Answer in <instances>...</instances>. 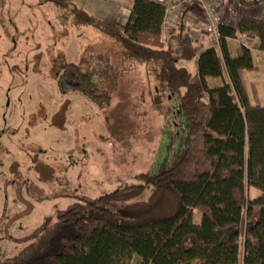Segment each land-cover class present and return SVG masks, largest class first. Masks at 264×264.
<instances>
[{
    "label": "trees",
    "instance_id": "trees-1",
    "mask_svg": "<svg viewBox=\"0 0 264 264\" xmlns=\"http://www.w3.org/2000/svg\"><path fill=\"white\" fill-rule=\"evenodd\" d=\"M60 1L72 3L75 21L96 25L119 52L91 48L79 62L59 53L60 92L104 110L136 90L159 116L165 101H180L185 133L171 157L138 175L142 184L58 209L0 264H131L135 256L141 264H264V106L251 101L241 75L256 68L254 48L264 52V19L244 15L222 25L221 48H205L193 73L179 61L197 56L196 41L183 28L164 36L166 6L158 0H134L124 27ZM244 34L258 46L243 45L234 56L228 41ZM210 77L222 84L211 86ZM131 112L142 120L150 113ZM149 187V198L136 200ZM248 187L261 195L250 198Z\"/></svg>",
    "mask_w": 264,
    "mask_h": 264
},
{
    "label": "rangeland",
    "instance_id": "rangeland-1",
    "mask_svg": "<svg viewBox=\"0 0 264 264\" xmlns=\"http://www.w3.org/2000/svg\"><path fill=\"white\" fill-rule=\"evenodd\" d=\"M57 1L0 0V261L26 246L31 232L58 209L142 184L138 175L171 157L185 133L180 101H165L159 116L151 102L136 97V90L122 93L104 110L80 94L60 92L55 73L59 53L79 62L92 49L119 52L96 25L75 21L72 3ZM72 1L102 20L108 9L127 3ZM119 10L122 14L125 6ZM249 39L241 37L252 45ZM255 62L257 69L243 73L248 95L261 98L264 59ZM179 65L195 72L197 56ZM209 83L219 86L222 80L210 77ZM12 106L19 111L12 114ZM144 109L150 111L145 120L131 112ZM153 190L147 188L136 200H147ZM248 193L252 199L261 195L255 187H248ZM193 214L200 222V210ZM131 264H141L139 257Z\"/></svg>",
    "mask_w": 264,
    "mask_h": 264
},
{
    "label": "crops",
    "instance_id": "crops-1",
    "mask_svg": "<svg viewBox=\"0 0 264 264\" xmlns=\"http://www.w3.org/2000/svg\"><path fill=\"white\" fill-rule=\"evenodd\" d=\"M133 1L134 0H126V2H127L126 5H125V3H121L122 5L125 6V10L122 14L120 13V10H119V6L121 4H119V6H116L115 8L108 9V11L105 14L106 19H104V20L107 22L115 23V24L119 25L120 27H124L127 23L128 18H129L131 8L133 5ZM230 1H233L234 3H236V5H238V7L241 9V11L243 12L244 15L264 19V0H260L258 3H251V4H246V5L242 4L239 0H230ZM250 1H252V0H250ZM200 18H201V8H200L199 4L197 2H195L194 4H191V5L187 6L186 8L182 9V11H180V21L176 26H174L173 30L175 32V31L181 30L183 28V29H186V31L192 33L195 29L199 28V26L203 27V25H202L203 23H202ZM164 36H165V34H164ZM242 36H244V35H242ZM242 36H240L239 38L230 39L228 41L230 51L234 56H240L242 54V46L243 45H248L249 47H257L258 46V39L256 37L251 36V35L245 36V37H249L250 38L249 40L252 39L251 40L252 45H250L247 43L246 40H245V42H242V40H241ZM196 46H197V48H198V46H200V48L197 49V51H198L197 66H198L199 56L205 48L212 46L211 40L207 37L202 39V40H198L196 42ZM254 51H255V58L258 57L259 59H262V61H263L264 58H262V56H264V52L257 50V48H254ZM255 64H256L255 69H257L258 65L256 62H255ZM243 71L244 70L241 71V75H242V79H243L245 88L247 90V85H246V82L244 79ZM197 72H198V69L195 70V72H193V73H197ZM253 90L255 92V89H253ZM247 92H248V90H247ZM17 94H18V91H16L14 93V95H17ZM22 94L23 93H21V95ZM249 97L253 103L264 106V97H261V98H258L256 96L254 97V94H251V93H250ZM8 109H10V112H12V114H15L14 113L15 111L16 112L19 111V109H16L15 111H13V106L11 108H8ZM31 112L33 113L34 110ZM6 114H8V113L6 112Z\"/></svg>",
    "mask_w": 264,
    "mask_h": 264
},
{
    "label": "built area",
    "instance_id": "built-area-1",
    "mask_svg": "<svg viewBox=\"0 0 264 264\" xmlns=\"http://www.w3.org/2000/svg\"><path fill=\"white\" fill-rule=\"evenodd\" d=\"M166 6L164 21V34L173 32L174 26L180 21V11L197 2L201 8V21L203 27L195 29L191 35L197 42L204 38L211 40L212 46L221 48L222 25L233 26L243 16V12L233 1L230 0H158ZM244 36H249L244 34Z\"/></svg>",
    "mask_w": 264,
    "mask_h": 264
}]
</instances>
